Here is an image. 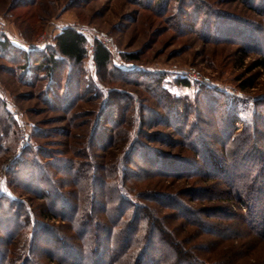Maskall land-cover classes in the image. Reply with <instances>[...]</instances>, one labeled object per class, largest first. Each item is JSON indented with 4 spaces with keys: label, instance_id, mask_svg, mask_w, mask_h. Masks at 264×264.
<instances>
[{
    "label": "rangeland",
    "instance_id": "374dc122",
    "mask_svg": "<svg viewBox=\"0 0 264 264\" xmlns=\"http://www.w3.org/2000/svg\"><path fill=\"white\" fill-rule=\"evenodd\" d=\"M255 2L0 0V20L6 23L13 44L26 43L28 49L36 48L43 35L47 37L46 44H52L62 27L75 25L84 30L90 41L94 34L112 39V65L136 72L122 76L104 71L99 81L92 63V50H89L80 72L83 83L77 90L78 98L73 107L65 111L61 101V104H51L42 96L46 79L37 81L35 86L24 83L19 78L22 64L11 61L0 52V96L21 120L14 122L15 126L0 121V194L26 203L38 223L53 225L57 237L73 235L72 221L62 217L59 206L51 209L50 199L55 190L58 194L79 192L82 185L71 182L64 186L67 177L62 172L73 163V173L83 172L89 185L93 174L105 175L108 179L114 177L115 173L105 171L103 167L116 169L119 160H122L125 171L139 170L137 164L142 161L146 165L148 159L136 152L139 146L134 142L138 140L152 150L150 154L170 153L183 159H179L181 162L188 160L196 164L180 175L155 168L153 175L127 177L125 187L134 200L144 206L140 213L146 224L160 229L159 233L168 242L166 249L174 247L179 250L178 257L195 260L197 264H264V235L258 234L264 227L252 226L255 217L249 214L252 211L249 204L255 201V195H250L247 183H240L234 190L227 188L223 176L209 171L205 161L196 156L200 153V144L204 143L212 148L214 144L216 155L226 158L224 144L220 143L223 136L221 125L228 116L226 110L230 99L239 102L242 108L241 116L232 128L240 141L235 139L229 145L243 148L255 143L264 149V138L255 139L254 134L246 133L255 101L264 102V33L240 31L234 25L225 28L217 17L212 16L213 13L208 15L217 11L226 17L264 26V3ZM195 7L203 10L197 12ZM224 28L231 33L230 36L224 35ZM236 31L240 32L236 34ZM243 31H246L245 36L240 35ZM127 54H135L136 58L128 60ZM63 69L61 82L65 84L72 76H69L68 67ZM190 70L197 76H189ZM159 74L164 76V87L181 101L167 104L159 99L158 91L153 93L147 87V77ZM179 76L187 78L190 85L176 83ZM73 78L76 79V75ZM109 90L126 120L115 127L117 139L113 145L105 147L106 143L99 145L93 141V132L96 129L100 133L99 130L103 129V133L109 135L114 126L106 119L107 113L103 109ZM128 94L133 100L131 98L127 108L123 98ZM136 103L140 123L134 125ZM261 108L259 105L258 109ZM169 111L174 115L171 122L166 120ZM179 118L184 121L183 129L177 127L176 119ZM20 128L27 133L24 144ZM260 128L263 129V125ZM27 141L32 145L30 159L37 161L35 173L42 176L40 192L33 193L11 180L10 172L16 168V160L24 157L23 147ZM90 186L95 188L94 184ZM198 195L200 198L196 197ZM163 199L168 204L179 201L183 211L164 204ZM185 207L190 212L184 211ZM220 207L234 213L233 216L227 218L212 211ZM109 211L110 208H94L88 217L82 216L81 219L88 223L96 217L105 218ZM43 213L58 216L47 218ZM183 213L195 221L191 222ZM198 220L208 221L204 228L210 230L203 233L196 224ZM5 224L0 223V264H65L54 259L49 252L53 249L52 242L49 243L52 237L39 236L40 225L20 221V228L14 224H9L8 228ZM89 227L93 228L92 225ZM219 227L230 230L226 228L225 235H221L217 231ZM56 241L53 238V242ZM116 245L117 238L111 239V247L114 249ZM132 253L123 257L119 264H132L130 258L134 256L135 259Z\"/></svg>",
    "mask_w": 264,
    "mask_h": 264
},
{
    "label": "trees",
    "instance_id": "16d2710c",
    "mask_svg": "<svg viewBox=\"0 0 264 264\" xmlns=\"http://www.w3.org/2000/svg\"><path fill=\"white\" fill-rule=\"evenodd\" d=\"M252 1L255 2V0ZM259 2L264 3V0H259ZM195 8L197 9V12L203 10L198 9V7ZM212 13L214 14L212 16L217 17V21L220 24L222 23L225 28H227L226 26L228 25H234L240 28L238 29L240 31L246 29L252 31V33H255L254 31L264 33L263 25L259 26L250 21L244 22L232 17H226L220 15V13L218 14L217 11L210 12L208 15ZM204 24L207 29V23L205 22ZM225 28L223 31L224 35L230 36L231 33L226 31ZM240 31H236V34ZM243 32L244 33H241L240 35L245 36L246 31ZM89 43L90 39L84 30L78 29L75 25H67L62 27L55 35L52 44H46L42 48L33 47L28 49L29 47L13 44L8 34H1L0 52L11 61L22 64L20 67L21 70L19 71V78L24 83L35 86L37 81L46 79L47 83L44 86L42 96H44L45 100H48L51 104H61L62 102V105H64L62 107L63 110L69 111L76 102L78 98L77 90H79L78 88L81 87L83 83V78L80 76V72L83 70L82 67L84 61L90 53L88 48ZM91 55L95 73L96 76H98L99 81L101 77L100 75L104 71L119 73L122 76H124V74L130 75L136 73L127 72L121 67H114L112 65L111 51L99 40L94 41V49ZM125 57L128 60L136 58L135 54H127ZM64 66L68 67L69 76L72 77L69 78L65 84H62V70H64ZM140 74V76H142V73ZM75 75L76 79L73 78ZM78 75L79 77H77ZM147 79V82H149L147 87H150L149 89H151L153 93L158 91L160 100L165 101L167 104H170V102L181 101L179 98L175 99L164 87L163 74L155 76L149 75ZM175 81L184 86L190 85V81L184 76H179ZM117 92L119 93L121 91L117 90ZM110 93L111 91L109 90L103 109L107 113L106 119L108 122L112 121L114 126L111 127L112 129L110 130L109 135H105L103 129L99 130L100 133L98 130L96 132V129V133L93 132V141L96 140L99 145L106 143L107 146L105 147L113 145V142L117 139L115 127L120 126L126 120V115L121 114L119 111L118 101H114L113 98L115 99V97H112ZM124 96L125 98L123 99L127 102L126 106L128 108L133 100V96L129 94ZM213 102L215 103L216 99L213 100ZM229 102L230 105L226 110L228 119H223L221 125L223 136H221L222 138L220 137V143L222 142L224 144L225 152L227 154L226 158L216 155V146L212 143L210 144H212L211 146H213V148L208 144L206 146V144L201 143V149H199L200 153H197L196 156L198 155V157H201V159L205 161L206 168L209 171L216 172L223 176V182L227 188L234 190L240 185V183H247V188L251 189L250 195H255V201L249 204V207L252 209L249 214L255 217V220L253 219L254 221L251 225H260V227H264V149L258 148L255 143L243 148H232L229 145L230 142L235 141L236 139L232 128H234L233 123L240 118L242 108L240 103L236 102L234 99H230ZM261 102L255 101L252 110V121L250 120V122H247L246 128V133L249 135L254 134L255 139L264 138V102ZM259 105H262L263 108L258 109ZM13 112V110L11 111V109L6 106V102L0 96V121H3L5 124L8 123L9 125H14L16 122H20V118L14 115ZM173 117L174 115L172 114V111H169V114L166 117L167 122H171ZM139 119V105L136 103L133 113L134 125L140 123ZM176 120V123L178 124L177 127H182L183 129V125H185L184 121L180 118ZM260 125H263V129L260 128ZM37 131L38 130H36V132ZM10 132H12V128L9 129V133ZM236 141H240V138L237 137ZM134 144L139 146L136 149V152H139L142 154L141 157L145 160L148 159V162H151H147L146 165H144L141 163L142 161H139L140 163L137 164L139 170L125 171L122 160H119L116 169L110 165V167H103L105 171L115 173L114 177L108 179L105 178V175L93 174L92 178L89 179V185L84 179L85 175L83 172L81 173L78 171L77 173H73V169H75L73 163H70V165L68 164L65 171L62 172L67 177L65 181L62 179L64 186H67L68 183L71 182L78 183L79 186L82 185V191H77L78 194L75 191H64L62 194H58L55 190L54 197L50 199L51 209L58 208L59 206L62 210L60 211L62 217H64L65 220L72 221L73 235L66 236L62 234V237H57L54 234L53 225L51 226L43 222L38 223L34 212L27 207L26 203L2 194H0V223L5 222L8 228L10 226L9 224H14L20 228V221H24V224L28 222L30 224L40 225L41 229L37 232L40 234L39 236L52 237L49 239V243L52 242L53 249L49 252L54 256V259L62 260L65 264H119L123 257L125 258L128 255L131 256L129 254L131 251L133 252L132 255H135V259L134 256L133 258H130L132 264H197L195 260H186L178 257L180 254L178 252L179 250L174 247L166 249L168 242L163 237V234L159 233L160 229L154 225L148 226L146 224V219H144L143 215H141L142 213H140V209L144 206L138 204V202L131 196V192L125 187L127 177L133 174L138 176L153 175L154 169L156 168L157 170H163L169 174L175 173L180 175L184 172H188L189 169L196 167V164L191 163L188 160L181 162L180 160L183 159H180L178 155H172L170 153L156 152L150 154L152 150L142 146V143L138 140H135ZM29 148L32 149V145L27 141L23 147L24 157L16 160V168L10 172L12 175L11 180L15 185L24 187V189L32 191L33 193L35 191L40 192L42 176L35 173L38 167L37 161H32L30 159V157L33 156V151ZM36 150H38V147ZM212 150H214L213 153H211ZM242 173H244L245 176H242ZM116 174H118V177H116ZM83 184L85 185L83 186ZM92 184L95 185V188L90 186ZM196 197L200 198L199 195ZM112 202L114 203L113 206L111 205ZM163 202H165L164 204H168L164 199ZM168 205H171L176 209L179 208L183 211L181 208L182 205L179 201L178 203L171 202ZM94 208L95 210H107L110 208V211L109 214H106L107 216L105 218L100 217L98 219V217H96L95 219H90L88 223L84 222L81 219L82 216L88 217L91 211H94ZM184 211L190 212L186 207L184 208ZM212 211L221 213L223 217L227 218H230L234 214L223 207L212 209ZM185 213H183V215L187 217V219L191 222L195 221V219L193 220ZM209 214H211L210 211ZM43 215L47 218L58 216V214L55 213H43ZM125 218H127V220ZM207 223L208 221H196V224L202 228L203 233L204 230L206 231L209 229L204 228ZM89 224L92 225L93 228L89 227ZM119 224L120 226L118 228L117 226ZM226 228L230 230L228 227H219L217 231L221 235H225ZM258 234L263 236L264 229L259 230ZM53 238L57 241L53 242ZM115 238H117V245L113 249L111 247V239ZM165 250H167V252H165ZM29 264L33 263L29 262Z\"/></svg>",
    "mask_w": 264,
    "mask_h": 264
},
{
    "label": "built area",
    "instance_id": "2783aa9c",
    "mask_svg": "<svg viewBox=\"0 0 264 264\" xmlns=\"http://www.w3.org/2000/svg\"><path fill=\"white\" fill-rule=\"evenodd\" d=\"M8 33V28L7 25L4 21L0 20V34L4 35ZM46 35H43L39 38V40L37 41V44L35 45L36 48H42L46 45ZM98 39L105 47H107L109 50H112V39H110L107 36H100L97 34H94L93 39L90 41V43L88 44V48L89 50L94 49V41ZM24 46L28 47V45L25 43L23 44ZM189 76L192 77H196L197 74L195 71H189ZM15 115L17 116V114L15 113ZM23 136H21V142H23V144L25 143L26 139H27V133H25V129L20 128Z\"/></svg>",
    "mask_w": 264,
    "mask_h": 264
}]
</instances>
